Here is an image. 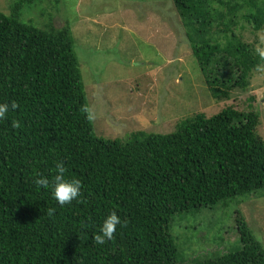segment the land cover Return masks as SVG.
<instances>
[{"label": "trees", "instance_id": "1", "mask_svg": "<svg viewBox=\"0 0 264 264\" xmlns=\"http://www.w3.org/2000/svg\"><path fill=\"white\" fill-rule=\"evenodd\" d=\"M36 1L0 12V103L17 105L0 119V264H264V246L240 215L241 248L216 258L183 262L171 235L176 216L264 190L260 114L227 106L192 113L167 134L95 136L71 28L22 21ZM172 1L212 97L246 89L264 59L233 26L245 11L264 30V0ZM57 163L66 179L81 181L64 206L52 196ZM40 177L48 188L34 183ZM110 212L123 227L97 245Z\"/></svg>", "mask_w": 264, "mask_h": 264}, {"label": "rangeland", "instance_id": "2", "mask_svg": "<svg viewBox=\"0 0 264 264\" xmlns=\"http://www.w3.org/2000/svg\"><path fill=\"white\" fill-rule=\"evenodd\" d=\"M15 1L0 0V12L8 15ZM42 1L25 5L21 19L39 28L50 23L71 28L95 136L125 140L137 131L167 134L192 113L213 116L233 106L260 114L264 139V64L250 74L246 89H235L228 98L212 97L172 0ZM244 12L235 19V33L254 49L264 47V30L255 31L241 17ZM238 215L264 246L263 190L176 216L171 235L182 261L240 249Z\"/></svg>", "mask_w": 264, "mask_h": 264}, {"label": "clouds", "instance_id": "3", "mask_svg": "<svg viewBox=\"0 0 264 264\" xmlns=\"http://www.w3.org/2000/svg\"><path fill=\"white\" fill-rule=\"evenodd\" d=\"M256 54L264 59V47H257L255 49ZM17 105L13 102L0 103V119H4L10 108L15 109ZM87 115V119H93V115L90 109H82ZM18 126L16 122H13V127ZM64 167L61 163L56 165V175L51 181L52 196L57 204L64 206L71 201L77 199L80 195L81 181L79 179H66L64 177ZM37 186L48 188L50 186L49 180L45 177H40L34 180ZM117 226L123 227V222L115 212H110L99 224L97 234L94 236V242L97 245H103L105 241L113 239L114 233L117 231Z\"/></svg>", "mask_w": 264, "mask_h": 264}]
</instances>
